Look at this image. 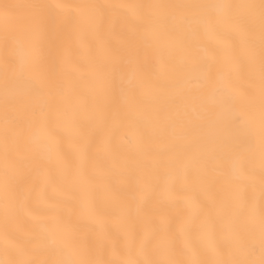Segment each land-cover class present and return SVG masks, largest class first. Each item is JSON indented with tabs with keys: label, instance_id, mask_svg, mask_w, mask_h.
I'll return each instance as SVG.
<instances>
[{
	"label": "snow or ice",
	"instance_id": "snow-or-ice-1",
	"mask_svg": "<svg viewBox=\"0 0 264 264\" xmlns=\"http://www.w3.org/2000/svg\"><path fill=\"white\" fill-rule=\"evenodd\" d=\"M0 17V264H264V0Z\"/></svg>",
	"mask_w": 264,
	"mask_h": 264
},
{
	"label": "bare ground",
	"instance_id": "bare-ground-1",
	"mask_svg": "<svg viewBox=\"0 0 264 264\" xmlns=\"http://www.w3.org/2000/svg\"><path fill=\"white\" fill-rule=\"evenodd\" d=\"M29 2H35V0H0V5L9 3V4H22V3H29ZM45 2L48 3H66V4H74L80 2V0H45ZM97 2L100 3H123L127 2V0H97ZM25 21H23L20 18H13L9 21L10 27L13 28H19L23 26ZM4 29V20L2 17H0V48H2V39H3V32ZM141 92L140 89H137V95H139ZM259 178H257V189H256V195L259 197V184H258Z\"/></svg>",
	"mask_w": 264,
	"mask_h": 264
}]
</instances>
